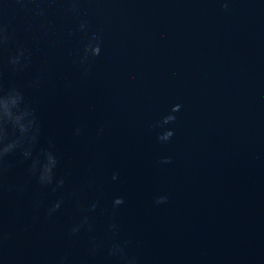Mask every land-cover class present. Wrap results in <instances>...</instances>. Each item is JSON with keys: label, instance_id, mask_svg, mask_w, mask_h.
Returning a JSON list of instances; mask_svg holds the SVG:
<instances>
[{"label": "water", "instance_id": "95a60500", "mask_svg": "<svg viewBox=\"0 0 264 264\" xmlns=\"http://www.w3.org/2000/svg\"><path fill=\"white\" fill-rule=\"evenodd\" d=\"M0 264H264V0H0Z\"/></svg>", "mask_w": 264, "mask_h": 264}, {"label": "clouds", "instance_id": "9594fccd", "mask_svg": "<svg viewBox=\"0 0 264 264\" xmlns=\"http://www.w3.org/2000/svg\"><path fill=\"white\" fill-rule=\"evenodd\" d=\"M99 51H100V49L97 47V48H96V55H99ZM175 110L178 111V110H179V107H177ZM172 119H174V117H171V120H172ZM170 136H171V133H169L167 137H164V139H167V138H169ZM120 202H121V201H117V203H120Z\"/></svg>", "mask_w": 264, "mask_h": 264}]
</instances>
